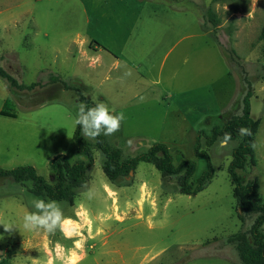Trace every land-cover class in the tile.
I'll list each match as a JSON object with an SVG mask.
<instances>
[{"label":"rangeland","instance_id":"1","mask_svg":"<svg viewBox=\"0 0 264 264\" xmlns=\"http://www.w3.org/2000/svg\"><path fill=\"white\" fill-rule=\"evenodd\" d=\"M78 1L0 0V67L19 84L39 83L32 90H18L0 78V111L15 114L14 118L0 115L2 168L31 166L50 180L53 157L62 154L70 162L80 159L73 140L81 103L78 93L94 103L109 96L106 90L114 73L110 71L106 80L105 68L91 65V59L80 58L77 52L79 41L94 33L92 27L81 26ZM86 1L92 25L94 0ZM163 1L185 8L191 21L188 31L196 34L182 42L179 53L165 59V71L175 62L173 71L180 76L181 91L162 93V86L169 89L165 82L144 92L139 98L144 107H115L125 120L119 131L105 138L122 150L124 158L146 152L154 143L165 144L174 165L196 164L193 183L209 161L214 171L210 182L196 195L180 194L176 178L162 179L145 162L138 163L128 176L109 182L94 139L85 137L94 157L87 182L72 191V205L59 202L68 219V232L26 230L23 216L34 211L31 201L48 199L31 194L29 182L0 178V223L15 227L5 231L0 225V264L49 260L62 264L57 258L62 255L70 256L74 264H240L226 238L247 232L256 215L239 219L232 195L228 167L237 141L223 148L217 141L208 147L200 136L199 154L195 146L198 131L209 135L212 127L240 115L241 100L250 85V116L259 121L253 139L256 166L238 174L243 183L256 179V198L264 202V0H240L235 13L227 4L212 5L221 19L216 28L203 20L210 0ZM193 3L201 24L193 23ZM52 75L60 79L49 82ZM138 90L131 85L130 96Z\"/></svg>","mask_w":264,"mask_h":264},{"label":"trees","instance_id":"2","mask_svg":"<svg viewBox=\"0 0 264 264\" xmlns=\"http://www.w3.org/2000/svg\"><path fill=\"white\" fill-rule=\"evenodd\" d=\"M240 0H210L204 14V23L216 28L220 25L221 19L214 12L212 5L227 4L231 7V12L238 11V2ZM264 37V28L263 34ZM0 78L5 80L10 88L18 90H32L39 83L30 85L19 84L17 80L5 69L0 67ZM60 78L50 76L49 82H56ZM66 89H72L63 84ZM252 90L248 85L247 90L241 100L240 115L231 116L222 125L212 127L210 134L206 135L198 131L197 144L195 146L196 154L200 153V136L205 138V143L211 147L224 133L231 134L230 141H237L232 150V159L228 167V174L232 185V195L236 202L238 218L243 219L246 215L254 214V218L247 232H239L226 238V242L232 245L238 256L240 264H264V202L256 198L257 181L256 179L242 182V176L239 171H244L248 166H256V159L253 154V139L259 126V121H255L250 116V98ZM80 102L89 107L95 105L94 102L81 96L78 93ZM8 100H6L5 105ZM0 115L15 117L14 113L0 111ZM241 127L250 130V135L241 136L239 129ZM75 149L80 157L77 161L70 162L65 155L59 154L49 161L50 180H46L39 175L31 166H17L11 169L0 167V178H8L17 184L30 183L28 191L38 197L55 200L58 202H67L73 204L72 191L82 188L87 182L88 170L94 163L93 147L84 137L80 127L76 125L73 133ZM94 148H96L103 157L102 171L109 182H114L120 177H126L134 172L138 163L145 162L154 166L160 173L162 179L176 178L178 193L184 195H196L202 191L210 182L213 176V168L208 166L199 176L196 183L192 182V177L196 171V164L192 161H182L174 165L173 158L163 143H154L146 152L136 154L132 157L124 158L122 150L110 145L103 134L94 139Z\"/></svg>","mask_w":264,"mask_h":264},{"label":"crops","instance_id":"3","mask_svg":"<svg viewBox=\"0 0 264 264\" xmlns=\"http://www.w3.org/2000/svg\"><path fill=\"white\" fill-rule=\"evenodd\" d=\"M78 3L83 14L81 26L92 27L94 32L79 41V57L91 59V65L105 68L106 80L110 71L114 73L106 90L109 96H101V102L107 99L105 101L114 108L144 107V102L139 100L144 92L154 91V87L165 85V82L169 89L164 90L162 86V93L181 91L180 76L173 71L175 62L172 60L171 69L165 71V59L176 51L179 53L182 42L196 35L188 31L191 21L185 8H176L163 0H94L90 7L94 18L91 25L86 14L87 1L79 0ZM193 5L196 10L193 23L201 24L198 6ZM131 85L139 88V93L130 96Z\"/></svg>","mask_w":264,"mask_h":264},{"label":"clouds","instance_id":"4","mask_svg":"<svg viewBox=\"0 0 264 264\" xmlns=\"http://www.w3.org/2000/svg\"><path fill=\"white\" fill-rule=\"evenodd\" d=\"M125 120L123 112L116 113L115 108H109L103 102H97L89 107L81 102L77 105L75 124L78 125L88 139H96L101 134L111 136L120 130L122 121ZM241 136L250 135V130L244 127L239 129ZM231 140L230 133H224L219 138V147H226ZM34 211L25 212L23 216V227L29 231H43L47 234H54L57 230L65 232L68 226V219L64 216L63 209L55 200L45 201L41 198H34L31 201ZM5 231L15 228L13 225L0 223ZM62 264H74L70 256L57 257ZM48 264H53L52 260Z\"/></svg>","mask_w":264,"mask_h":264},{"label":"bare ground","instance_id":"5","mask_svg":"<svg viewBox=\"0 0 264 264\" xmlns=\"http://www.w3.org/2000/svg\"><path fill=\"white\" fill-rule=\"evenodd\" d=\"M260 159H261V158H260ZM68 228H69V227L67 226V228H66V230H65L66 232H68V230H69Z\"/></svg>","mask_w":264,"mask_h":264}]
</instances>
